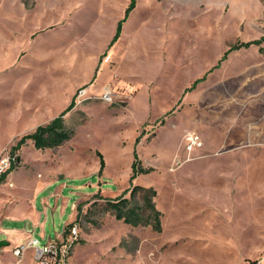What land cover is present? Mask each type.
I'll list each match as a JSON object with an SVG mask.
<instances>
[{
    "label": "rangeland",
    "instance_id": "1",
    "mask_svg": "<svg viewBox=\"0 0 264 264\" xmlns=\"http://www.w3.org/2000/svg\"><path fill=\"white\" fill-rule=\"evenodd\" d=\"M132 2L0 0V259L76 222L72 264H264V51L230 49L264 34V0ZM73 99L68 141L13 152ZM133 184L161 232L105 210Z\"/></svg>",
    "mask_w": 264,
    "mask_h": 264
},
{
    "label": "trees",
    "instance_id": "2",
    "mask_svg": "<svg viewBox=\"0 0 264 264\" xmlns=\"http://www.w3.org/2000/svg\"><path fill=\"white\" fill-rule=\"evenodd\" d=\"M135 1L136 0H133L132 4L127 9V12L131 11V9L135 6ZM122 23L123 21L119 22L115 38H117L121 34ZM263 44L264 34L258 39L246 42L242 41L240 43L234 44L230 49L236 50L252 46H259L260 50L264 51ZM230 49L226 51L225 55L223 56L224 58L229 53ZM199 80L200 79H198L196 83L199 82ZM193 87L195 86H191L189 89H192ZM75 104L76 102L73 99L71 104L62 114L52 119L48 124L40 125L35 131L23 135L19 139L17 144L13 146V152L20 149L27 143L28 140H32L35 147L38 149L55 148L68 141L72 137L73 131L65 126L63 118L65 113L71 110L75 106ZM100 159L101 174L105 168V159L102 154H100ZM132 168V178H134L138 174L149 173L153 169L144 168L142 166L141 160L137 158L134 160ZM5 178L6 176L0 178V182H2ZM129 190V196H126L125 192L124 194L114 199H108L106 202L105 210L110 211L116 217V219L123 220L125 223L131 224L133 226H151L154 231L161 232L163 228V212L157 207L155 202L157 190L152 186L147 187L140 184H133V186ZM71 225L72 224H69L67 228Z\"/></svg>",
    "mask_w": 264,
    "mask_h": 264
},
{
    "label": "built area",
    "instance_id": "3",
    "mask_svg": "<svg viewBox=\"0 0 264 264\" xmlns=\"http://www.w3.org/2000/svg\"><path fill=\"white\" fill-rule=\"evenodd\" d=\"M102 99L111 101V93L105 92ZM188 140L189 151L203 145V141L194 132L188 135ZM16 162L17 156L14 154L1 156L0 178L7 176ZM78 240L79 227L75 222L53 241L41 243L39 238L32 237L27 244L14 247L11 252L14 261L9 264H72L73 249ZM0 264L8 263L0 259Z\"/></svg>",
    "mask_w": 264,
    "mask_h": 264
},
{
    "label": "water",
    "instance_id": "4",
    "mask_svg": "<svg viewBox=\"0 0 264 264\" xmlns=\"http://www.w3.org/2000/svg\"><path fill=\"white\" fill-rule=\"evenodd\" d=\"M5 244H7L6 240L0 241V247L4 246Z\"/></svg>",
    "mask_w": 264,
    "mask_h": 264
},
{
    "label": "crops",
    "instance_id": "5",
    "mask_svg": "<svg viewBox=\"0 0 264 264\" xmlns=\"http://www.w3.org/2000/svg\"><path fill=\"white\" fill-rule=\"evenodd\" d=\"M9 175V174H8ZM27 216H29V214L27 215ZM32 218H34V216H32ZM38 238V237H37ZM8 243V242H7Z\"/></svg>",
    "mask_w": 264,
    "mask_h": 264
}]
</instances>
